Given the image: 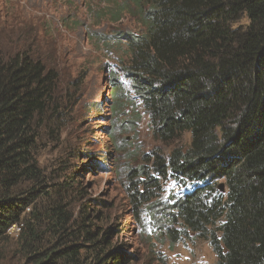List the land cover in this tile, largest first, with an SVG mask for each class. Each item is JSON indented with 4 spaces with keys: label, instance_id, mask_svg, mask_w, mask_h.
Masks as SVG:
<instances>
[{
    "label": "trees",
    "instance_id": "obj_1",
    "mask_svg": "<svg viewBox=\"0 0 264 264\" xmlns=\"http://www.w3.org/2000/svg\"><path fill=\"white\" fill-rule=\"evenodd\" d=\"M127 4L121 10L139 30L108 41L126 48L121 63L153 138L170 146L188 136L128 171L134 216L157 199L160 179L171 180L182 192L155 219L171 241L195 235L213 264H264V0ZM116 81L111 109L123 114ZM57 84L56 71L33 57L0 62V264H130L111 239L116 229L98 225L102 211L76 216L43 184L35 123L61 118Z\"/></svg>",
    "mask_w": 264,
    "mask_h": 264
},
{
    "label": "rangeland",
    "instance_id": "obj_2",
    "mask_svg": "<svg viewBox=\"0 0 264 264\" xmlns=\"http://www.w3.org/2000/svg\"><path fill=\"white\" fill-rule=\"evenodd\" d=\"M127 1L0 0V62L26 55L58 74L61 118L55 121L48 113L35 123V155L50 198L70 205L76 216L102 211L106 220L98 225L116 229L111 239L132 255L130 264H213L215 255L207 242L195 235L173 242L164 225L155 222L179 192L173 181L158 179L162 186L157 199L138 217L133 214L128 171L146 164L144 155L155 149L167 153L185 146L188 136L170 146L153 138L121 63L126 48L108 41L119 32L139 30L121 10ZM113 79L126 101L123 114L112 113ZM112 130L114 140L109 138Z\"/></svg>",
    "mask_w": 264,
    "mask_h": 264
},
{
    "label": "built area",
    "instance_id": "obj_3",
    "mask_svg": "<svg viewBox=\"0 0 264 264\" xmlns=\"http://www.w3.org/2000/svg\"><path fill=\"white\" fill-rule=\"evenodd\" d=\"M19 230H20V228H19L18 226H13V227L11 228V234H13V235H17L18 232H19Z\"/></svg>",
    "mask_w": 264,
    "mask_h": 264
},
{
    "label": "clouds",
    "instance_id": "obj_4",
    "mask_svg": "<svg viewBox=\"0 0 264 264\" xmlns=\"http://www.w3.org/2000/svg\"><path fill=\"white\" fill-rule=\"evenodd\" d=\"M175 189H178V190H179V192H178L177 194H179V193H181V192H182V189H181V188H178V186H177V185L175 186Z\"/></svg>",
    "mask_w": 264,
    "mask_h": 264
},
{
    "label": "water",
    "instance_id": "obj_5",
    "mask_svg": "<svg viewBox=\"0 0 264 264\" xmlns=\"http://www.w3.org/2000/svg\"><path fill=\"white\" fill-rule=\"evenodd\" d=\"M221 187H223V185H222ZM221 189H222V188H221Z\"/></svg>",
    "mask_w": 264,
    "mask_h": 264
}]
</instances>
